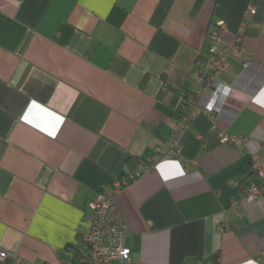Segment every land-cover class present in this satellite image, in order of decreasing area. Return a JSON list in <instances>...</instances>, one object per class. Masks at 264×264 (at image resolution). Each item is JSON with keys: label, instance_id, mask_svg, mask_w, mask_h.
<instances>
[{"label": "crops", "instance_id": "0c3cea01", "mask_svg": "<svg viewBox=\"0 0 264 264\" xmlns=\"http://www.w3.org/2000/svg\"><path fill=\"white\" fill-rule=\"evenodd\" d=\"M249 5L242 52L216 74L225 105L186 122L210 33L230 48ZM256 167L264 0H0V264H81L88 203L127 171L140 176L115 203L135 264H264Z\"/></svg>", "mask_w": 264, "mask_h": 264}, {"label": "built area", "instance_id": "2783aa9c", "mask_svg": "<svg viewBox=\"0 0 264 264\" xmlns=\"http://www.w3.org/2000/svg\"><path fill=\"white\" fill-rule=\"evenodd\" d=\"M252 13L253 7L249 5L244 11L235 44L228 49L218 50L217 44L220 42L218 31L210 33V40L213 46L210 54V69L205 71L202 68H198L197 76L201 81L200 90L187 94L182 101L185 104L183 110L186 113V122L193 120L202 111L211 116L221 112L232 89L220 84L216 79V74L227 71L230 68L228 63L230 55H239L242 52L240 42L244 26ZM248 65L249 63L245 64V66ZM176 137L177 134L173 137L172 148L166 153V158H175L177 156ZM239 141L236 137H220L222 144L238 143ZM142 166L140 164V167ZM144 169L149 170L150 167L146 166ZM256 172L260 178L264 176L260 167H256ZM139 176V172L127 171L125 178L112 183L109 191L100 193L95 200L88 203L84 217V220L88 223V231L85 235L87 257L81 264H135L131 250L124 245V238L129 228L116 206L115 196L122 188L128 185L129 181H134ZM232 184L237 186L236 183ZM261 191V184L252 185L245 193V201L248 203L255 201L261 195ZM234 206H238L237 201L234 202ZM7 256V252L0 251V263Z\"/></svg>", "mask_w": 264, "mask_h": 264}, {"label": "trees", "instance_id": "16d2710c", "mask_svg": "<svg viewBox=\"0 0 264 264\" xmlns=\"http://www.w3.org/2000/svg\"><path fill=\"white\" fill-rule=\"evenodd\" d=\"M184 105V102H182V104L180 105V110H183Z\"/></svg>", "mask_w": 264, "mask_h": 264}]
</instances>
